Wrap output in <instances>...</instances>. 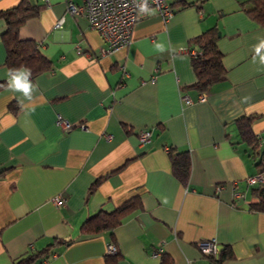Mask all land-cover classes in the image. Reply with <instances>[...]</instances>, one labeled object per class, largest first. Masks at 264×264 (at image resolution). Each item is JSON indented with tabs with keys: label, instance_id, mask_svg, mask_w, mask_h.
I'll return each mask as SVG.
<instances>
[{
	"label": "crops",
	"instance_id": "1",
	"mask_svg": "<svg viewBox=\"0 0 264 264\" xmlns=\"http://www.w3.org/2000/svg\"><path fill=\"white\" fill-rule=\"evenodd\" d=\"M20 1L0 0V11ZM30 1L38 14L19 36L34 39L51 67L30 79V98L13 89L0 18V264L46 247L32 264H108L112 256L114 264H160L159 248L169 264H264V211L250 209L257 184L246 182L264 175V63L255 53L264 26L247 0H167L169 17L149 8L131 42L103 54L101 36L67 0ZM213 26L226 75L198 101L186 48ZM242 116L258 155L240 138ZM170 147L189 153L187 185L172 173ZM57 195L64 205L53 203ZM131 198L139 207L112 232H81L89 216ZM203 239L230 256L212 261L197 245ZM109 243L116 254H107Z\"/></svg>",
	"mask_w": 264,
	"mask_h": 264
},
{
	"label": "trees",
	"instance_id": "2",
	"mask_svg": "<svg viewBox=\"0 0 264 264\" xmlns=\"http://www.w3.org/2000/svg\"><path fill=\"white\" fill-rule=\"evenodd\" d=\"M186 2L182 3L180 1L182 5H185ZM38 9V5L33 4L30 0H21L15 6L0 11V18L5 21V29L1 34L6 50L5 63L10 71L19 68L30 70V79L51 67V62L39 50L38 43L34 39H23L19 36L21 25L27 19L36 16ZM244 9L254 20L264 26V0H247ZM218 38L219 30L217 26H213L190 39L187 45L189 51H194L193 54H190V58L191 67L196 76L193 86L198 91H206L212 83L222 80L226 75L223 54L217 43ZM235 122L240 138L255 152L254 155H258L259 152H256L258 138L251 130L250 118L242 116L236 119ZM168 154L172 173L183 185H187L190 176V156L188 151H178L170 147ZM261 161L262 158L258 161V164H261ZM253 191L256 201L250 203V209L264 211V184L262 182L258 183ZM139 204L138 199L131 198L110 211L101 209L83 221L81 232L83 234H94L101 231L112 232L129 212L139 207ZM55 241H58V239H55L54 243ZM48 252L49 248L47 247L39 252H32L18 259L15 264H32L36 260H40L41 256V260H43L47 257ZM160 256V264H169V260L163 253ZM207 256L212 261L221 262L225 257L230 256V252L222 250L218 251L216 257ZM107 259L108 264H114L113 256Z\"/></svg>",
	"mask_w": 264,
	"mask_h": 264
},
{
	"label": "built area",
	"instance_id": "3",
	"mask_svg": "<svg viewBox=\"0 0 264 264\" xmlns=\"http://www.w3.org/2000/svg\"><path fill=\"white\" fill-rule=\"evenodd\" d=\"M146 2L147 9L154 8L163 18L169 17L173 9L167 0H81L80 3L74 0H67V10L74 16H84L87 19L90 29L99 33L105 46L100 49V53L114 52L126 47L132 39V30L135 22L142 15L141 6ZM63 19H58L56 27H60ZM186 52L193 54L194 51ZM206 98L205 92H200L197 100L203 101ZM182 99L185 103H191V99L184 95ZM56 124L64 130H70L72 123L67 122L61 116L56 117ZM139 141L148 143L150 141V131L141 130ZM248 185H256L264 182V175L256 173L247 177ZM55 205H64L65 198L57 195L52 198ZM200 251L204 255L216 257L219 249L216 247L214 240L203 239L197 242ZM117 248L113 243L106 246L107 254H114ZM161 249H155L152 252L154 257H158Z\"/></svg>",
	"mask_w": 264,
	"mask_h": 264
},
{
	"label": "clouds",
	"instance_id": "4",
	"mask_svg": "<svg viewBox=\"0 0 264 264\" xmlns=\"http://www.w3.org/2000/svg\"><path fill=\"white\" fill-rule=\"evenodd\" d=\"M142 12H147V4L141 6ZM158 48L162 49L161 45H157ZM262 50H264V39L260 40V43L255 47V53L260 57V62L264 63V55H262ZM31 72L27 69L13 70V75L11 77L10 86L23 93L26 98L31 97V93L34 90V86L30 82Z\"/></svg>",
	"mask_w": 264,
	"mask_h": 264
},
{
	"label": "rangeland",
	"instance_id": "5",
	"mask_svg": "<svg viewBox=\"0 0 264 264\" xmlns=\"http://www.w3.org/2000/svg\"><path fill=\"white\" fill-rule=\"evenodd\" d=\"M200 92H204V91H200ZM116 248H117V247H116ZM116 252H117V250H116ZM116 252H115V253H116ZM161 253H162V251L160 252V254H161ZM160 254H159V256H160Z\"/></svg>",
	"mask_w": 264,
	"mask_h": 264
}]
</instances>
